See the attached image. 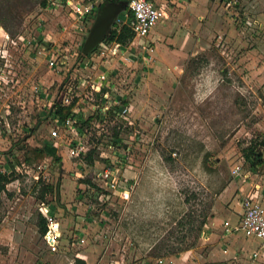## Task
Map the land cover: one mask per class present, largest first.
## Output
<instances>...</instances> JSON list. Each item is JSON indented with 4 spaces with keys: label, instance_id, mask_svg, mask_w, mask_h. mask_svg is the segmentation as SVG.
<instances>
[{
    "label": "rangeland",
    "instance_id": "1",
    "mask_svg": "<svg viewBox=\"0 0 264 264\" xmlns=\"http://www.w3.org/2000/svg\"><path fill=\"white\" fill-rule=\"evenodd\" d=\"M55 1L0 0V166L14 158L23 171L0 194V264H75L83 256L90 264H205L211 245L203 233L235 219L238 196L255 190L264 200V165L252 169L243 157L264 140V0H242L221 17L204 55L174 75L139 58L123 63L108 51L114 43H104L105 56L103 47L85 56L93 22L79 26ZM241 14L260 25L239 24ZM52 48L66 62L62 71L48 65ZM104 70L113 73V93L123 96L117 106L131 109L127 119L115 112L97 119L82 88L74 103L89 124L61 127L53 139L51 111L62 85ZM151 83L175 85L167 101L159 97L158 115L145 116L144 84ZM116 132L122 144H114ZM47 142L61 162L39 155ZM79 144L95 149L99 163L72 154ZM113 169L123 195L101 189L97 175ZM44 206L57 209L59 223L65 219L56 253L40 231ZM260 245L246 241L245 253L226 264H237L236 254L238 264H264L249 258Z\"/></svg>",
    "mask_w": 264,
    "mask_h": 264
},
{
    "label": "built area",
    "instance_id": "2",
    "mask_svg": "<svg viewBox=\"0 0 264 264\" xmlns=\"http://www.w3.org/2000/svg\"><path fill=\"white\" fill-rule=\"evenodd\" d=\"M105 0H64L63 6L69 10L71 16L80 25H84L90 18L95 16V12L98 7ZM127 6L124 12H122L118 19L115 21V26L117 29H121L124 26L130 28L133 32L134 38L126 47H122L118 43H114L113 47L108 50L113 57H120L123 63H131L135 61L136 58L152 60L153 54L155 53V48L152 45L150 36L152 31L157 27L159 22L166 16V8L168 4H157L154 0H123ZM235 0H226V5L228 7H233ZM239 24L244 26L253 27L256 23L250 18L249 15H239ZM65 29L64 26L61 27ZM104 50L101 51V55L105 56L106 47L104 43L100 46ZM99 47V48H100ZM139 55V57H138ZM48 58V65L51 69L62 71L65 66V61L59 62V50L52 48L46 55ZM84 66V64H83ZM82 66V67H83ZM85 67V66H84ZM81 71L78 70L77 74ZM111 76L108 70H104L97 74L95 78L88 77L75 82L77 77L73 79L72 77L62 85V90L59 93L58 100L55 105H60L62 107H70L74 104L72 108V115H69L64 121H61L56 117V128L52 131L53 139L59 137L60 128L73 129L78 122L81 120L87 121L85 114L81 115L78 110L77 104L75 106L76 90L86 89L89 91L90 95L87 98L92 102L91 109L98 114H101L105 121L109 113L114 110V108L119 105L123 96L119 97L118 94H114L112 91ZM118 103V104H117ZM130 107L125 106L121 112L117 113L118 117L127 119L130 113ZM86 119V120H85ZM77 130V128H76ZM79 130V129H78ZM137 134H133L132 139L136 137ZM1 136V132H0ZM54 145V143H53ZM75 152L72 154L79 156H85L88 150L79 144ZM55 146V145H54ZM121 156V155H120ZM24 167V164H23ZM23 173L22 168L15 163L14 158L8 160V167L0 166V176H6L8 179L14 173ZM116 169L104 170L100 172L97 176L105 185L102 186L107 192H113L114 194L123 195L126 189L119 185V177L116 176ZM242 212L240 214L238 224H232L227 221L224 223V229L226 235L241 234L244 238L257 239L261 242V247L259 250H264V203L257 200L251 196L242 199ZM41 215L47 220V231L44 235L45 241L48 248L52 253H56L59 250L60 242L62 239L61 225L57 221L56 217L51 215L50 207L44 206L40 209ZM84 241H82L83 243ZM259 251L254 253L253 257L258 258ZM158 264H164L163 260L158 261ZM169 264H176L175 262H170Z\"/></svg>",
    "mask_w": 264,
    "mask_h": 264
},
{
    "label": "crops",
    "instance_id": "3",
    "mask_svg": "<svg viewBox=\"0 0 264 264\" xmlns=\"http://www.w3.org/2000/svg\"><path fill=\"white\" fill-rule=\"evenodd\" d=\"M154 1L159 5L168 4L165 10L166 16L159 22V24L152 31V34L150 36L152 45L155 48L153 59L151 61L147 59H141V60H143L144 64L146 65H148V63L150 64L152 62L153 63L155 62L154 63L155 72L162 74L173 73V75L178 71L183 72V66L186 65V63H188V61H190L192 58H196L199 55H204L206 51V48L204 47L206 46L205 42L209 37V34L210 35L213 34V30H215L214 26H216V24L219 22L221 17L226 16V13L231 15L232 9L234 7H239L240 3H242V0H235L234 6L230 8L226 5V0H154ZM63 3L64 0H60V1H55V3L53 4L56 7L67 9L63 6ZM67 11L69 13L68 9ZM250 18L256 23V26L260 25L258 23L259 22L258 18H252V17ZM94 20H95V16L90 18L85 24L89 22L92 23L94 22ZM238 20H239V16H238ZM62 26L64 25H61V27ZM209 40L211 39L208 38V41ZM174 85L175 84H152V83L144 84V108L145 106L148 105L151 107V108L149 107L148 109H144L145 116H149L154 110H156L155 108L158 106L157 104L159 103L160 96L163 97V99H165L166 101L170 98L171 96L170 91L171 89L174 88ZM154 112H156V114L158 115L159 111H154ZM79 186L82 187L83 185L81 184ZM253 192H255V190H252V193ZM252 193L251 192L248 193V196L254 197L257 200H260L262 203H264L262 197H258L257 194L252 195ZM238 197H239L238 199L240 200H235V202L231 205L232 209L234 210L233 216L235 218L232 220V222L229 221L232 224H238L240 214L242 212L241 203L243 198L241 196ZM56 210L57 209L55 208V213ZM64 220L60 221L61 223L60 225L62 228L65 227L63 223ZM203 234H205V238H203L204 241L209 242L211 245L207 249V253L205 254L206 256L205 264H226L227 260L230 257L233 258L235 252L236 253L239 252L241 254L245 253L243 251L244 249V246H242L243 243H245L248 240H254L252 238H244L241 234L226 235L224 229V223L223 225L217 226L216 229H212L211 231L208 228ZM260 247L261 245L256 250L254 249L252 254L249 256V258L253 259L254 253L259 251L258 258H254L253 260L258 261V263H264V250H259ZM245 251H247V249ZM77 257H81V256L78 255ZM234 258L236 259L237 264L240 263V261L242 260L241 257H237V254L236 257ZM81 260L86 262L87 256H83Z\"/></svg>",
    "mask_w": 264,
    "mask_h": 264
},
{
    "label": "trees",
    "instance_id": "4",
    "mask_svg": "<svg viewBox=\"0 0 264 264\" xmlns=\"http://www.w3.org/2000/svg\"><path fill=\"white\" fill-rule=\"evenodd\" d=\"M106 1H113V0H106ZM120 1L123 2V0H120ZM44 6H46V3H44ZM97 13H98V9L95 12V17L97 15ZM133 38H134L133 32L130 30L129 27L124 26L121 29H117V27L114 24V27L111 29L109 35L107 36L106 40L103 43H108V44L109 43H118L122 47H126L127 45H129V43L132 41ZM42 40L43 39H41L40 41H42ZM100 46H98L93 53H95L99 49ZM92 54H90V55H92ZM90 55H88V56H90ZM54 107H55L54 108L55 110L53 109L51 111L52 115L55 118L58 117L61 121H64V119L69 117V115H72V108L74 107V104L70 107H62L60 105H56ZM124 107H125V102L123 104H121V106L115 107L114 110H112V113L121 112ZM98 113H100V112H98ZM101 118H102V116L97 114V119H101ZM88 121L90 122V120H87L85 122V125L89 124ZM81 128L79 129V131L82 134ZM114 136H115L114 144L115 145L122 144L123 141L118 137L117 132L114 134ZM263 150H264V140L262 142H260L259 144H251L250 146H248L247 148H245L243 150V157H244L245 161L249 165H251L252 169L264 165ZM96 154H97V151L95 149H91L84 156L85 161L88 165L93 166V165H96V163L97 164L99 163L98 157L96 156ZM39 155L49 157L54 162H61L62 161L61 157L58 155V149L53 145L52 142H47L45 144L44 148L39 151ZM8 183H9V180L6 176H0V194L6 191V186ZM82 183H86L89 185L92 184V182L89 180H84ZM101 189L104 190L103 194L108 193L105 188L102 187ZM58 191L59 190L57 189V191H55V192L58 194L59 193ZM50 211H51V215L54 216L55 208L50 207ZM39 225H40V231H41L42 235H45V233L47 231V220L42 215H40ZM203 225H205V223H203ZM187 249H189V248H187ZM187 249H186V251H188ZM182 251H185V250H182ZM75 264H87V263L81 259H76Z\"/></svg>",
    "mask_w": 264,
    "mask_h": 264
},
{
    "label": "water",
    "instance_id": "5",
    "mask_svg": "<svg viewBox=\"0 0 264 264\" xmlns=\"http://www.w3.org/2000/svg\"><path fill=\"white\" fill-rule=\"evenodd\" d=\"M126 6L127 4L120 0H105L98 7V13L82 47V53L85 56L92 54L98 46L103 44Z\"/></svg>",
    "mask_w": 264,
    "mask_h": 264
}]
</instances>
